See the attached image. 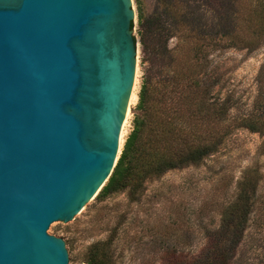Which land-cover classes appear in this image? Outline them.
I'll use <instances>...</instances> for the list:
<instances>
[{
    "label": "water",
    "instance_id": "95a60500",
    "mask_svg": "<svg viewBox=\"0 0 264 264\" xmlns=\"http://www.w3.org/2000/svg\"><path fill=\"white\" fill-rule=\"evenodd\" d=\"M134 19L132 0H0V264H68L47 229L116 164Z\"/></svg>",
    "mask_w": 264,
    "mask_h": 264
},
{
    "label": "rangeland",
    "instance_id": "374dc122",
    "mask_svg": "<svg viewBox=\"0 0 264 264\" xmlns=\"http://www.w3.org/2000/svg\"><path fill=\"white\" fill-rule=\"evenodd\" d=\"M132 1L136 98L129 102L121 128L119 155L132 129L142 76L151 65L150 56L148 61L143 60L146 56L140 42L137 3L145 18L163 9V0ZM257 1L232 0L231 4L243 7ZM228 3L229 0H181L184 7H200L205 17L210 16L208 11ZM173 45L174 40H169L168 46ZM204 72L214 84L212 94L227 112L219 124L218 136L226 127L227 133L216 150L198 164L147 180L136 200H131L127 191L101 200L97 194L73 220L52 222L47 233L63 239L68 264L86 263L95 243L108 249L111 264H183L201 252L207 255L213 245L210 235L218 230L223 211L241 191L250 196L247 220L227 264H264V133L238 125L254 107L264 110V41L254 50L218 46L210 53Z\"/></svg>",
    "mask_w": 264,
    "mask_h": 264
},
{
    "label": "trees",
    "instance_id": "16d2710c",
    "mask_svg": "<svg viewBox=\"0 0 264 264\" xmlns=\"http://www.w3.org/2000/svg\"><path fill=\"white\" fill-rule=\"evenodd\" d=\"M229 1L223 8L208 11L207 17L198 6L163 0L161 12L145 18L137 3L143 60L150 56L151 65L141 79L132 129L97 195L99 200L123 191L131 200L138 199L147 180L200 163L226 135L227 127L218 136L226 108L212 94L214 84L204 72L209 55L218 46L254 50L264 41V0L243 7ZM171 39L174 45L169 47ZM238 125L264 133V110L254 107ZM249 199L241 191L223 211L218 230L210 235L213 245L207 255L201 252L183 264H227L245 228ZM111 259L104 244L95 243L86 263L111 264Z\"/></svg>",
    "mask_w": 264,
    "mask_h": 264
},
{
    "label": "bare ground",
    "instance_id": "6f19581e",
    "mask_svg": "<svg viewBox=\"0 0 264 264\" xmlns=\"http://www.w3.org/2000/svg\"><path fill=\"white\" fill-rule=\"evenodd\" d=\"M136 98V95H135V91L134 90H132V94H131V97H130V100H129V102H132V100L133 99H135ZM128 110V109H127ZM126 116H127V114H126ZM125 121V120H124ZM124 123V122H123ZM121 134V133H120ZM119 140H120V138H119Z\"/></svg>",
    "mask_w": 264,
    "mask_h": 264
}]
</instances>
